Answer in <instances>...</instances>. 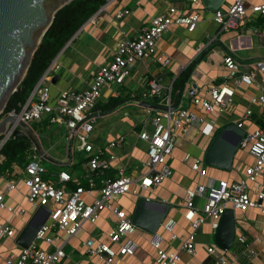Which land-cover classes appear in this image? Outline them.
<instances>
[{"label": "crops", "instance_id": "crops-1", "mask_svg": "<svg viewBox=\"0 0 264 264\" xmlns=\"http://www.w3.org/2000/svg\"><path fill=\"white\" fill-rule=\"evenodd\" d=\"M232 1L225 0L223 5L230 4ZM261 2H264V0H246V5L251 7L253 4ZM171 5L177 6L179 10H184L185 12L204 9L201 21L195 30H188L186 25L173 24L158 40V48L171 56V65L164 67L150 60L149 68H147L141 61H138L131 66V74L126 78L124 83H116L115 89L113 88V83L104 88V92H102L98 101L101 107H99L97 112H100L105 118L117 112L118 108L126 106L138 107L145 115L143 121L131 120L124 117L123 121L129 124L130 131L128 133L116 130L108 131L105 141H97V144L93 140L99 139V130L94 134L93 131L96 125L94 126L93 131L90 133L91 137L89 136L90 142L94 146L93 153L102 151L103 156L110 160L111 168L104 173L91 172L87 164L90 153L79 149V147L76 150V143L73 145L74 151H70L67 145L66 156L62 160L52 158L49 152L44 150L53 159L52 162L55 164L60 166L68 165L70 167L71 170L61 169L59 171H68L72 175V181L67 187L68 190H72L78 184L87 185L90 177H95L97 184L101 185L105 174L114 176L121 166L126 167L127 173L139 177L147 171L145 163L148 158V144L139 138V132L144 129L150 131L153 127L150 121L153 114L152 107L145 105L143 102L156 105V102L143 100L142 94L148 88L149 79L153 74L160 76L162 82L167 87L172 86L173 93L175 78L186 73L181 87L182 95L178 106L189 107L192 111L196 112L197 119L190 123L186 130L179 131L176 136L174 155L169 159V165L176 170L174 176L172 173L159 186L150 189H144L140 185H135L134 189L137 190V194L127 193L122 196L131 199L134 203V208L140 197H146L151 208H160L161 203L171 204L165 221L169 219L176 220L175 232L177 237L173 239L171 233L164 230L162 225H160L157 233H160L162 236L161 248L167 251L179 252L183 263L216 264L217 255L222 254L233 264H264V212L259 208L240 210L232 207L236 216V234L232 247L223 249L218 246L215 240L208 244L200 238V236L215 234L217 230L211 227L209 221L205 222L199 229L194 230L192 224L184 218L185 208L182 203L185 190L188 187H193L201 181L206 182L211 176L216 179L238 180L243 176L246 167L253 162V156L250 152L245 148H239L234 157V166L230 171H225L226 175L216 173L217 168L214 169V167L211 168V166L207 165L210 168L208 169L209 174L207 177H202L191 168L193 160L204 158L205 161V153L212 139V136L210 137L202 132V127L206 120L214 124L215 130L231 122L236 124L242 122V128L247 133L258 128L264 129V104L259 100L254 101L261 94H264V72L256 65L258 60L264 59V15L254 14L249 8V12L238 27L221 30L213 18V10L205 7L203 1L192 4L188 0H114L106 5L104 4L96 12L97 14L95 13V15L91 16L56 56L60 67L57 71L51 72L50 91L52 98L58 96L64 89L77 91L87 89L99 67L109 63L113 59L114 51L119 41L123 38H133L140 34L151 24V20L155 15L166 12ZM119 10H129V13L118 18L116 15ZM229 53L237 57L241 71L254 73L255 81L252 84L240 83L235 86L232 80H230L228 77V67L224 63V56ZM170 74H173V76L171 77ZM55 76H57V79L54 81ZM224 83L235 86L234 103L228 109H216L212 113L207 112L202 105L195 104L187 94V90L193 86L199 89L201 97L208 98L209 90L212 86ZM179 90L176 97H173L174 104ZM110 98H120L122 101L116 107L104 110V106L109 102ZM248 110H252L249 116L247 115ZM222 117H224V120H222ZM44 118H47V116H44L42 119ZM30 124L31 122L28 123L31 127ZM34 132L37 134L42 146L39 133L36 130ZM120 135L125 137L123 145L121 147H110L109 143ZM200 140H202L201 144H199ZM42 148L44 147L42 146ZM193 149H197L198 152L195 153L192 151ZM78 151L85 153V156L79 161L76 160ZM178 153H180L179 156L176 155ZM186 156H189L188 161L184 160ZM30 158L31 154H29L28 162ZM85 159H87L85 162L79 164V162ZM14 164L17 167H13ZM181 165H183V168H180ZM25 167L26 164L22 165L16 162L6 167L10 168L13 172L11 178H13L16 184L15 190L6 192V199L11 198L13 200L11 205L17 208L24 207L26 211L24 214L18 215L5 209L0 210V216L2 217L0 220L9 222L14 226L16 231V237L4 238L0 241V245L1 242L6 245L12 239L17 244L16 238L18 234L36 213L38 220L46 217L45 214L41 218L45 210L43 211L40 208L39 211L32 210V213H30V210L34 208L27 200L28 188L24 180ZM4 169L0 170V192L5 191L7 185ZM59 172L55 174L48 170L46 176L48 178L50 176L57 178ZM258 179L264 187V170ZM253 188L254 185L251 183L250 189L253 190ZM172 189H176L177 194H180L179 204L169 199L168 194L170 192L166 193V190L171 191ZM161 194H163V197ZM18 197H21L22 201ZM87 197L88 201L93 199L92 196ZM24 201L29 204L28 208L23 204ZM201 202L202 200L199 199L198 203L201 204ZM113 203L115 206L126 210L129 214L134 211V208L130 211L128 208L123 207L122 204H119L120 201L117 198ZM27 213L30 214L29 220L23 218ZM15 218L21 220L19 225L14 224ZM46 221H48V218ZM115 221L116 217L114 214L110 210L105 209L100 213L96 223L85 222L83 229L77 236L68 238L65 232L60 231L61 240H66L65 250L67 253V256L62 259L61 263L89 264L93 262L99 264L98 257L86 252L84 241L88 238H94L97 241L109 242L106 233L114 225ZM87 226L90 227L88 230H86ZM17 228H19L18 232ZM84 231L87 233V236H85ZM194 231L195 253L190 254L182 249V244ZM153 235L141 229L133 233L130 237L136 243L135 253L123 256L120 264H158L156 260L158 249L151 243ZM241 235L246 236L245 243H241L238 240ZM73 239L74 241H72ZM42 246L46 248L55 247L53 245L47 246L46 243H42ZM212 246L216 247V255L213 254L214 256L208 251V248ZM9 248L4 253L0 252V264H5L4 259L6 257L18 255L21 246L17 250ZM244 251L246 253L253 252L252 257L248 258ZM72 254L77 255L79 258L81 255H84L87 257V260L84 262L79 259L73 261Z\"/></svg>", "mask_w": 264, "mask_h": 264}, {"label": "built area", "instance_id": "built-area-1", "mask_svg": "<svg viewBox=\"0 0 264 264\" xmlns=\"http://www.w3.org/2000/svg\"><path fill=\"white\" fill-rule=\"evenodd\" d=\"M112 1L114 0H107L106 4ZM188 1L192 4L202 2L201 0ZM249 8L254 14L264 15V2L248 7L246 0H233L230 4L222 5L213 11V18L221 30L235 28L244 20ZM203 10L195 9L193 12H185L171 5L166 12L155 15L151 24L140 34L133 38L120 40L114 51L113 59L99 67L87 89L83 91L64 89L58 96L52 98L51 72L57 71L60 67L55 58L44 71L27 100L19 102L17 107L12 108L8 114L17 116L27 124L47 116L51 123L63 125L67 130V145L70 151H74L73 145L78 143L79 149L90 153L87 162L89 170L96 173L107 172L111 168L110 160L103 156L102 151L93 153L94 146L89 139V134L93 131L99 116L96 107L104 88L114 82L124 83L131 74V66L138 61H141L147 68H149L150 60L164 67L171 65V56L158 48V40L173 24L186 25L188 30H195L201 21ZM126 13H129V10H119L116 16L120 18ZM224 63L229 70L228 77L235 86L240 83L252 84L255 81L253 72L240 70L235 55L231 53L225 55ZM256 65L264 72V59L258 60ZM235 86L227 83L214 85L209 90L208 98L201 97L199 89L193 86L187 90V94L195 104L202 105L207 112L212 113L216 109L224 110L232 107ZM143 97L157 99V107H152L153 114L150 119L152 130L144 129L139 132V138L148 144V158L145 163L147 171L139 177L127 173L126 167L121 166L116 175L105 174L101 185L97 184L95 177H90L87 185L78 184L72 190H68L72 175L68 171H61L55 180L48 178L46 176L48 170L42 164L44 156L39 154L33 145L30 161L24 170V180L28 188L27 200L34 210L48 206L50 213L48 221L37 231L32 243L28 247L21 246L18 255L6 257L5 264H62V259L67 256L66 240H61L59 232H65L68 238L77 236L85 222L96 223L100 213L105 209L110 210L116 217L114 225L106 233L109 242L88 238L84 241L86 252L98 257L99 264H120L123 256L135 253L136 243L130 236L139 228L132 221V213L129 214L126 210L115 206L113 201L127 193L137 194V190L134 189L135 185L150 189L159 186L169 178L173 173L169 159L174 155L176 136L179 131L186 130L188 125L197 119L196 112L187 106L172 108L174 105L172 86L164 85L160 76L153 74L150 77ZM256 100L264 104V94L254 99ZM251 112L252 110H248L247 115L249 116ZM237 125L242 128L243 123L240 122ZM16 128L15 123H9L4 133L6 138L0 141V164L6 160L2 148L6 141L14 136ZM214 130V124L206 120L202 132L213 137L216 131ZM124 142L125 137L120 135L112 140L109 146L121 147ZM240 148L247 149L253 156V162L246 167L242 177L238 180H229L216 179L211 176L206 182H198L185 190L182 201L185 208L184 218L192 224L194 230L199 229L207 221L214 230H217L222 215L228 208L233 207L240 210L259 208L264 212V187L258 179L264 170V129L258 128L252 132H246ZM188 159L189 156L184 158L185 161ZM13 167L17 165L14 164ZM191 168L202 177H207L209 174L204 158L193 160ZM4 173L7 185L5 191L0 192V210L5 209L22 215L26 211L24 207L17 208L6 204V192L15 190L16 184L11 178L13 172L10 168L4 169ZM251 183L254 185L253 190L250 189ZM87 196H92L93 199L88 201L85 198ZM199 199L203 203H198ZM45 214L44 211L41 218ZM165 219L161 223L162 228L170 232L171 237L175 239L177 222L175 219L166 221ZM14 237H16L14 226L0 220V241ZM194 238L195 231L182 244V249L190 254L195 253ZM238 240L245 243L246 236L241 235ZM161 242L162 236L156 232L151 238V243L158 249L156 259L158 264H190L182 262L179 252L162 249ZM42 243L55 247L46 248L42 246ZM208 251L216 255V247H209ZM246 254L248 258H251L253 252ZM216 264L233 263L220 254L217 255Z\"/></svg>", "mask_w": 264, "mask_h": 264}, {"label": "water", "instance_id": "water-1", "mask_svg": "<svg viewBox=\"0 0 264 264\" xmlns=\"http://www.w3.org/2000/svg\"><path fill=\"white\" fill-rule=\"evenodd\" d=\"M72 1L0 0V116L4 112L11 95L25 78L33 56L43 36L52 25L56 13ZM202 1L208 9L213 11L219 9L225 2V0ZM56 79L57 76H55L54 81ZM181 95L182 88L179 90L173 109L178 107ZM143 103L149 107H157V105L148 102ZM9 123L17 125L14 136L28 137L45 158L50 161L53 160L42 148L34 130L15 115L6 114L0 118V135H4ZM245 134V130L234 122L219 127L206 150V164L217 169L230 171L234 166V157ZM5 138L6 135L3 136V139ZM170 208L171 204L169 203H161V207L157 209L151 208L147 198L140 197L132 212V221L139 229L155 234L167 217ZM40 209L46 211V217L38 220L36 213L28 221L16 238L19 246L28 247L35 239L37 231L49 217L50 208L48 206H42ZM235 234V211L233 208H228L223 213L220 226L215 233V242L221 248L229 249L234 243Z\"/></svg>", "mask_w": 264, "mask_h": 264}, {"label": "trees", "instance_id": "trees-1", "mask_svg": "<svg viewBox=\"0 0 264 264\" xmlns=\"http://www.w3.org/2000/svg\"><path fill=\"white\" fill-rule=\"evenodd\" d=\"M106 2L107 0H73L56 13L52 25L43 36L33 56L25 78L20 83L17 90L11 95L0 117L8 114L12 108L17 107L19 102H25L27 100L50 63L56 58L80 27L106 4ZM170 75L171 77L173 76V74ZM185 76L186 73L175 78L172 97H176L178 90L183 85ZM121 101L122 99L120 98H110L109 102L104 106V110L116 107ZM152 101L156 102L157 99L154 98ZM99 107H101L100 103L97 105L96 111H98ZM44 120L50 122L48 117L42 119V121ZM2 138L3 135H0V141ZM32 150L33 143L28 137H10L2 148V153L5 154L6 160L3 164H0V170L11 166L15 162L22 165L27 164L29 154ZM86 160L87 159L82 160L79 164H82V162Z\"/></svg>", "mask_w": 264, "mask_h": 264}, {"label": "rangeland", "instance_id": "rangeland-1", "mask_svg": "<svg viewBox=\"0 0 264 264\" xmlns=\"http://www.w3.org/2000/svg\"><path fill=\"white\" fill-rule=\"evenodd\" d=\"M112 85H113V88L115 89L117 84L114 82ZM103 92H104V90H103ZM142 98H143V100H147V101L153 100L152 98L145 99L143 97V94H142ZM98 113H99V117H98L97 123L95 124L96 128L93 131V133L95 134L99 130V139L100 140L99 139L93 140V141H95L96 144H97V141H102V140L105 141L108 131H115L116 130V131H122V132L128 133L130 131V126L127 122L123 121L124 117L131 119V120H136V121H143L145 119V115L142 112V110L138 109V107H133V106H126L124 108H118L117 112L113 113L110 117H107V118H105V116H102V114L100 112H98ZM222 120H224V117H222ZM32 123H34V125ZM30 125L34 130H36L39 133L41 140H42V144H43L42 146L44 147L45 150H47L49 152V154L52 158L57 159V160H62L65 158L66 152H67V137H66L67 130L65 129V127L63 125L61 126L58 123H51V122H48L45 120L44 121L33 120V121H31ZM89 136H90V134H89ZM201 143H202V140L199 141V144H201ZM75 148H76V150H78V143H76ZM192 151H194L195 153L198 152L197 149H193ZM31 153H32V151L30 152V154ZM179 154L180 153H178L176 155L179 156ZM83 156H85V153L78 151L76 154V160L79 161ZM42 164L49 171H51L55 174L57 172H59L61 169L71 170L68 165H61L60 166V165H57L54 162L48 160L47 158L43 159ZM171 165H172V163H171ZM209 167H208V169H210ZM180 168H183V165H181ZM214 169H216V168H214ZM172 170H173V176H174V173L176 172V170L174 169V167H172ZM216 170H217V171H215L216 173H223V175H226L225 171H222L221 169H216ZM49 178L53 179V180L56 179L55 176H50ZM166 193L167 194L169 193L168 197L172 202L174 201L177 204H179V202H180L179 195L180 194H177L176 189H172L171 191L166 190ZM164 194H165V192H164ZM161 196L163 197V194H161ZM153 197H155V196H153ZM85 198H86V200H88V197H85ZM18 199L21 200L22 198L18 197ZM117 199H119V201H120L119 204H122L123 207L128 208L130 211L133 210L134 203L131 199H128L126 196L117 197ZM21 201H19V202H21ZM134 201H135V198H134ZM12 202H13V200L11 198L6 199L7 205H11ZM201 203H203V201ZM23 204L26 206V208L29 207V204L26 201H24ZM32 210H34V209H31L30 213H32ZM0 218H2V217L0 216ZM23 218H25L26 220H29L30 214L29 213L25 214V216ZM20 222H21V220H19V218L14 219V224L19 225ZM89 228L90 227L87 226L86 230H88ZM18 231H19V228H17V232ZM84 233H85V236H87V233L85 231H84ZM200 238L203 241L210 244L215 240V234H210L209 236H203V237L200 236ZM9 241L10 242H8L6 245H4L3 242H1L0 252L4 253L5 250L8 249L9 247H12L15 250H17L19 248V246L15 243V240L12 239ZM72 241H74V239ZM12 248H9V249H12ZM71 257L73 258V261H76L79 259L82 262H84L85 260H87V257H85L84 255H81V257L79 258L77 255L72 254ZM72 264H75V263H72Z\"/></svg>", "mask_w": 264, "mask_h": 264}]
</instances>
